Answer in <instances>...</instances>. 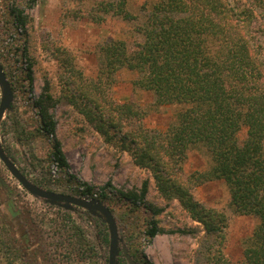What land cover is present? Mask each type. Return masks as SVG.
Segmentation results:
<instances>
[{
    "label": "trees",
    "instance_id": "trees-1",
    "mask_svg": "<svg viewBox=\"0 0 264 264\" xmlns=\"http://www.w3.org/2000/svg\"><path fill=\"white\" fill-rule=\"evenodd\" d=\"M126 5L127 0H103L99 7L104 14L138 21L139 16L130 14ZM140 11L142 19L135 30L142 41L132 47L122 40L105 43L99 54L100 74L110 77L120 68L135 72L133 85L152 94L157 106L177 107L173 118L163 129L144 131L139 125L135 132L122 133L118 117L126 121L134 115L141 120L140 111L129 105L104 106L91 90L70 94L68 102L104 140L118 139L119 147L132 155L135 164L150 171L157 191L167 199H177L203 226L207 237L219 239L224 216L194 201L178 176L189 150L204 151L210 166L202 174L203 180L222 181L230 208L257 219L244 242L243 264H264V0H155L144 3ZM9 16L18 28L28 23L27 16L16 7L10 9ZM66 62L69 60L63 59L64 69ZM25 80L28 84L33 81L30 63ZM55 103L46 82L35 101L40 118L38 135L54 136L56 122L51 109ZM243 127L246 137L239 144L237 135ZM50 157L60 170L67 167L55 138ZM21 173L31 177L23 170ZM32 179L36 185L51 183L44 176ZM148 185L149 179H145L138 190L120 196L133 211L143 206L156 216L160 210L145 203ZM81 186L77 192L80 197L101 203L109 200L104 188L94 197L92 187ZM60 213L67 224L55 232L64 255L49 257L42 249L48 264H107V258L100 254L109 242L104 222L95 216L98 229L89 236L68 212ZM11 229L0 226V264H37L29 235L17 239L10 236ZM162 232L151 219L143 234L150 241ZM134 257L142 264H151L141 251L134 252Z\"/></svg>",
    "mask_w": 264,
    "mask_h": 264
},
{
    "label": "rangeland",
    "instance_id": "rangeland-1",
    "mask_svg": "<svg viewBox=\"0 0 264 264\" xmlns=\"http://www.w3.org/2000/svg\"><path fill=\"white\" fill-rule=\"evenodd\" d=\"M101 1L0 0V63L13 91L11 106L0 121V146L7 150L20 172L30 173L29 181L40 176L49 179V185H38L44 189L77 197L82 184L93 188L94 197L101 188L105 189L109 200L103 204L110 209L117 227L115 264H142L134 257L137 251L151 264H243L244 242L251 236L257 219L230 208L222 181L203 180L202 174L210 166L204 151L189 150L178 176L194 201L224 216L223 236L219 239L207 237L203 226L190 217L177 199H167L157 191L150 171L136 165L132 155L119 147L118 139L104 140L68 102L70 94L91 90L104 106L129 105L140 111L141 120L134 115L126 121L116 118L122 133L135 132L139 125L144 131L163 129L177 110L175 106H157L152 94L135 87L137 74L133 71L120 68L110 77L100 74V48L110 40L125 41L129 47L141 42L142 37L135 30L143 15L140 7L155 0H127L126 10L139 16L138 21L104 14L99 7ZM12 7L27 16L24 28L12 22ZM63 59L69 60L66 69ZM29 63L31 84L25 80ZM46 82L56 101L51 109L56 122L53 137L38 135L36 131L40 118L35 101ZM237 137L240 144L246 137V128H241ZM54 138L60 142L67 162L63 170L50 157ZM145 179H149L145 203L160 210L156 216L143 206L133 211L120 196L138 190ZM108 184L110 188L106 187ZM61 210L68 212L89 236L96 233L95 215L29 195L0 161V226H12L10 236L17 239L29 233V246L39 264L49 263L48 257H42V249L49 257L64 255L55 232L58 226L67 224L61 219ZM151 219L163 232L148 241L143 231ZM100 254L107 258L108 245L102 247Z\"/></svg>",
    "mask_w": 264,
    "mask_h": 264
},
{
    "label": "water",
    "instance_id": "water-1",
    "mask_svg": "<svg viewBox=\"0 0 264 264\" xmlns=\"http://www.w3.org/2000/svg\"><path fill=\"white\" fill-rule=\"evenodd\" d=\"M13 99V92L0 63V121L4 113L10 108ZM0 161L10 175L22 186L24 190L35 198L46 200L51 204H63L64 207H79L91 212L92 215L100 218L108 230V255L107 264H115L118 253L117 227L111 211L95 198H82L67 194L56 193L39 188L28 181L17 169L14 163L6 156L0 146Z\"/></svg>",
    "mask_w": 264,
    "mask_h": 264
},
{
    "label": "flooded vegetation",
    "instance_id": "flooded-vegetation-1",
    "mask_svg": "<svg viewBox=\"0 0 264 264\" xmlns=\"http://www.w3.org/2000/svg\"><path fill=\"white\" fill-rule=\"evenodd\" d=\"M22 174V173H21ZM23 175V174H22ZM24 176V175H23ZM25 177V176H24ZM26 179H27V177H25ZM28 180V179H27ZM29 181V180H28ZM31 182V181H30ZM18 183V182H17ZM32 183V182H31ZM19 184V183H18ZM32 184H34V183H32ZM35 186H37V187H39V188H42V187H40V186H38V185H36V184H34ZM49 185V184H48ZM19 186H21L20 184H19ZM22 187V186H21ZM42 189H44V188H42ZM44 190H47V189H44ZM26 191V190H25ZM47 191H51V190H47ZM27 192V191H26ZM52 192H55V191H52ZM28 193V192H27ZM56 193H60V192H56ZM29 195H31L30 193H28ZM61 194H64V193H61ZM67 195H69V194H67ZM32 196V195H31ZM71 196H74V195H71ZM77 197V196H76ZM76 208H79V207H76ZM80 210L82 209V208H79ZM82 210H84V209H82ZM84 212H85V210H84ZM96 218V217H95ZM97 219V218H96ZM27 236L28 237V235H29V233H27L26 232V234H24V236ZM23 236V237H24ZM43 257V256H42ZM44 258V257H43ZM45 258H47V257H45ZM45 258H44V260H45ZM35 259H36V261H37V264H39L38 263V260H37V257H35Z\"/></svg>",
    "mask_w": 264,
    "mask_h": 264
}]
</instances>
